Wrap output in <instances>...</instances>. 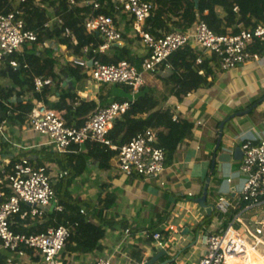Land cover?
<instances>
[{
	"label": "trees",
	"instance_id": "1",
	"mask_svg": "<svg viewBox=\"0 0 264 264\" xmlns=\"http://www.w3.org/2000/svg\"><path fill=\"white\" fill-rule=\"evenodd\" d=\"M83 1L75 0L72 4L71 0H0V14L18 11V17L24 20L26 29L35 31L37 35L35 42L24 44L22 51L10 55L0 66V123L6 121L11 125L25 126L34 106L38 102H44L50 108L64 112L66 125L80 127L90 115L102 107L95 100L80 99L74 91L75 82L91 77L85 65L97 60L105 64L127 61L140 66V58L135 56L127 45L113 44L104 53L98 51L105 40L99 33L89 32L85 28V23L91 16L106 14L116 20L118 13L127 12L112 0H97L98 8L93 4L84 5ZM146 1L153 4L146 25L155 36L176 31L185 32L199 19L204 20L211 30L221 35L236 34L242 28L250 29L264 23V0ZM218 8L223 10L224 15L218 12ZM55 17L61 22L53 21L46 26ZM47 41L55 43L56 46H43ZM61 46H65V49L62 50ZM253 48L260 50L262 46L257 42ZM200 55L201 53L191 45H186L169 58L173 69L168 80L172 84L173 96L179 101H183L190 92L212 83L208 80L214 74L210 65L211 60L206 57L203 63L199 64L197 59ZM69 57L73 59L69 60ZM12 60L18 63L17 67L10 65ZM162 68L163 66L159 67ZM36 77L50 80V83L37 90L34 84ZM1 79L7 80L8 83L3 84ZM101 85V90L110 88L118 93L108 104L131 98V87L126 84ZM53 96H56V99L50 100L49 97ZM102 97L101 91L100 98ZM159 105L157 95L146 85L142 86L129 110L114 121L108 138L120 148L145 128H154L158 131L157 146L165 151V164L171 166L181 145L194 137L196 125L186 113H182V110L175 113L171 109H157ZM17 150L29 156L32 161L36 160L38 166L46 167L48 172L55 165L67 175L56 183L51 180L58 202L63 207L62 213L48 209L41 217L21 219L16 215L10 225L14 232L41 234L51 227L69 226L73 233L62 252L61 259H64L68 252L84 254L103 252L105 246L102 241L109 229L140 230L139 227H133L128 220H116L110 215L117 201L115 189L101 191L96 203L89 198L75 197L74 191L70 189L76 178L82 176L89 166L105 172L118 168L115 161L118 150L95 142L86 143L82 147L73 145L66 153L58 152L53 145L29 148L27 151ZM13 154L11 163L0 172L1 187L9 195L12 189L6 176L14 171L15 164L20 158L17 153ZM239 163L237 162V166ZM134 176L139 175L133 174L130 177ZM214 179L220 180L218 177ZM82 209L85 213L81 212ZM215 215L223 219L225 225L228 224L223 213ZM213 216L214 214L209 216L206 223H210ZM162 220L164 219L160 218L159 223L147 228L148 241H154L156 233L164 234L159 227ZM29 252L32 254L34 250L31 249ZM258 255L264 260V256ZM135 256L138 262H141L140 253H136ZM18 258V255L0 246V264H9V259H12V264H18ZM37 259L43 263L39 256ZM63 264H69L68 260L65 259Z\"/></svg>",
	"mask_w": 264,
	"mask_h": 264
},
{
	"label": "built area",
	"instance_id": "2",
	"mask_svg": "<svg viewBox=\"0 0 264 264\" xmlns=\"http://www.w3.org/2000/svg\"><path fill=\"white\" fill-rule=\"evenodd\" d=\"M112 1L133 17L134 29L148 49V53L140 66L132 65L127 61L105 64L93 60L85 67L97 83L130 86L131 98L100 107L80 127L66 125L63 111L50 108L44 102H38L29 114L28 124L23 128L47 137L48 144L53 145L60 153L68 152L73 145L82 147L89 142L110 146L119 151L115 159L119 172L127 176L136 174L147 180L161 181L167 166L165 151L157 146L158 131L147 127L137 133L129 143L119 148L108 138V132L114 121L125 114L134 103L140 88L146 84L147 74L158 72L160 66H163L162 70L171 72L173 68L169 63L170 56L186 45L199 47L208 54L211 64L218 66L222 71L233 70L250 61L259 60V55L250 48L255 42L264 43V23H259L250 29L243 28L236 34L221 35L211 30L204 20L199 19L185 32L176 31L155 36L146 26L153 9L151 2ZM71 3L74 4L75 0H71ZM83 4L99 7L97 0H84ZM18 14V11L0 14V64L15 52L22 51L27 42L37 40L35 31L26 29L24 20L18 17ZM53 21L61 22L55 17L46 26ZM85 28L103 37L105 42L98 49L102 53L109 50L113 44H121L123 40L115 19L106 14L91 16L86 21ZM49 45L45 42L43 46ZM85 50L87 51L88 47ZM203 61L204 55L201 54L197 62L202 64ZM10 65L17 67L18 63L12 60ZM49 83L50 80L42 77L34 79L37 90ZM174 118L176 119V115ZM8 131V123L6 121L0 123V135L3 138H9ZM241 149L243 158L240 160L239 168L227 178V181L231 183L234 176L241 177L242 185L239 191L229 189L227 195H221L214 205L215 211L223 214L232 211L233 217L224 228L207 235L204 253L197 264H230L234 258H244L248 249L264 256V253L258 249L259 245L264 247V221L246 223L242 216L245 210L239 212L242 204H246L247 210L264 201V137L258 140H245ZM6 180L10 183L12 193L7 194L1 187L2 180H0V246L15 253L19 258L25 257L32 249L40 255L44 264H63L61 255L73 233L69 226L51 227L41 234L17 233L10 227L11 220L16 215L21 219L41 217L53 203H56L54 211L62 213L63 207L58 202L51 181L52 176L47 168L38 166L29 156L21 155L14 171L6 176ZM161 184L164 185L165 182L162 181ZM231 194L235 197H231ZM81 212L85 213V210L82 209ZM237 223L240 224L238 228H236ZM130 232V229L125 230L126 238L130 236ZM248 239L254 241V244ZM154 240L160 247L166 246L160 233L154 235ZM8 263L12 264V259H9ZM94 264H113V261L111 257H100Z\"/></svg>",
	"mask_w": 264,
	"mask_h": 264
},
{
	"label": "crops",
	"instance_id": "3",
	"mask_svg": "<svg viewBox=\"0 0 264 264\" xmlns=\"http://www.w3.org/2000/svg\"><path fill=\"white\" fill-rule=\"evenodd\" d=\"M218 12L224 15L221 8H218ZM115 21L123 34V40L119 45H127L142 61L148 49L134 29L133 17L128 13L120 12ZM47 42L51 46L52 42ZM259 44L262 46L260 50H255L253 45L250 48L259 55V60L250 61L229 71H222L218 66L210 64L214 72L208 78L212 81L211 85L190 92L183 101H179L171 92L172 84L168 80L170 71L159 69L154 74H147L145 85L160 101L157 109H171L175 113L182 110V113H186L196 125L194 137L181 145L174 164L167 166L161 181L147 180L141 176L130 177L119 172L118 168L107 172L98 171L94 166H89L82 176L76 178L70 187L72 191L88 189L92 186L98 187L100 192L105 189L109 191L115 189L117 201L110 215L116 220L126 219L133 227H139L140 230H130V236L126 238L125 230L130 228L109 229L106 238L102 241L105 246L103 252L92 254L68 252L65 258L61 259L62 262L66 259L69 264H94L98 258L105 256L111 257L113 264H197L199 262L205 250V235L227 225L223 219L215 215L220 213L215 210L211 212V215L214 214L211 222L206 223L211 215L196 203V199L203 195L206 178L211 171L212 156L217 145L221 122L226 120L220 151L233 154L234 149L237 146L241 147L245 140H258L264 137V43L259 42ZM54 45L56 46L55 43ZM191 47L203 54L204 58H209L208 54L196 45ZM61 49L64 50L65 46H61ZM101 88L102 85L91 77L74 83V91L80 99L95 100L99 105L104 106L118 93L115 89L101 90ZM101 91L102 98H100ZM49 99L55 100L56 96ZM257 100L259 101L255 103ZM249 109H251L249 112L239 114ZM25 126L8 124L9 138L5 139L0 135V172L11 163L13 153H17L19 157L23 155L17 149L27 151L29 148L49 146L47 137L23 128ZM25 147L26 149H23ZM34 162L38 165L36 160ZM237 162L240 161L232 160L224 164L222 172L216 170L212 174L207 198L210 204L215 205L221 195H227L229 189L239 191L242 185L241 177L234 176L231 183L227 181V178L238 170ZM49 173L54 183L67 175L55 165L51 167ZM61 174L63 176H60ZM0 180H2L1 176ZM162 181L165 182L164 185L161 184ZM73 195L77 197L76 192ZM231 197L235 195L231 194ZM245 206L246 204H242L239 212L245 210L242 216L246 223L264 221V201L247 210ZM227 214H229V219H226L228 223L233 217L232 211ZM160 218L164 219L159 225L164 231L162 235L166 244L164 248L160 247L156 240L148 241L146 236L147 228L159 223ZM136 253H140L141 262H138ZM246 254L252 256L256 264H264V260L253 250L248 249ZM38 256L39 260H42L38 253L28 252L25 257L18 258V264H44L38 261ZM235 263L234 260L230 262V264Z\"/></svg>",
	"mask_w": 264,
	"mask_h": 264
},
{
	"label": "water",
	"instance_id": "4",
	"mask_svg": "<svg viewBox=\"0 0 264 264\" xmlns=\"http://www.w3.org/2000/svg\"><path fill=\"white\" fill-rule=\"evenodd\" d=\"M253 106L255 107L256 104H254ZM250 110L251 109H249L248 111H243V112H241L239 114L240 115L241 114H245V113L249 112ZM225 124H226V120L222 121L221 124H220L217 145H216L215 151H214L213 156H212V161H211V171H210L208 177L206 178V183H205V186H204L203 195L196 199V203H198L202 208H204L208 212L209 215H211V212L214 210V205L210 204L207 201L212 174L216 170L218 172H222L224 164L230 163L232 160L240 161L243 158V151H242L240 146H237L234 149L233 154H230V153L225 152V151H220L221 148H222L221 146H222V138H223V131H224ZM55 205H56V203H53V205L51 206V210L54 209ZM206 239H207V235H205V237H204L205 241H206ZM249 241L252 244H254V241H252V240H249ZM258 249L262 253H264V247L262 245H259ZM151 262H153V261H151ZM162 264H165V263H162Z\"/></svg>",
	"mask_w": 264,
	"mask_h": 264
},
{
	"label": "rangeland",
	"instance_id": "5",
	"mask_svg": "<svg viewBox=\"0 0 264 264\" xmlns=\"http://www.w3.org/2000/svg\"><path fill=\"white\" fill-rule=\"evenodd\" d=\"M51 46H55L54 43H51ZM59 53V52H58ZM2 83L3 84H7L8 81L7 80H4V79H1ZM74 192H76V196H79V197H86V198H89L91 199L94 203L97 202L98 200V195L100 193V189H98V187L96 186H92L88 189H82V190H75ZM226 219H229V214H226ZM240 226V224H236V228H238Z\"/></svg>",
	"mask_w": 264,
	"mask_h": 264
},
{
	"label": "bare ground",
	"instance_id": "6",
	"mask_svg": "<svg viewBox=\"0 0 264 264\" xmlns=\"http://www.w3.org/2000/svg\"><path fill=\"white\" fill-rule=\"evenodd\" d=\"M234 260V262H236V263H243V264H256V262H255V260H254V258L252 257V256H250V255H245V257L244 258H239V259H233Z\"/></svg>",
	"mask_w": 264,
	"mask_h": 264
}]
</instances>
